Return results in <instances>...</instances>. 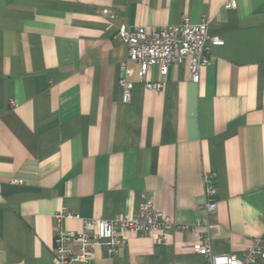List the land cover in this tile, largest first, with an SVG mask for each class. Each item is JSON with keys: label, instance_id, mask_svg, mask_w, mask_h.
Segmentation results:
<instances>
[{"label": "crops", "instance_id": "0c3cea01", "mask_svg": "<svg viewBox=\"0 0 264 264\" xmlns=\"http://www.w3.org/2000/svg\"><path fill=\"white\" fill-rule=\"evenodd\" d=\"M227 1L0 0V264H54L60 207L110 218L136 213L145 194L195 226L205 172L215 174L212 251L241 257L264 245V0ZM184 16H207L223 44L210 47L199 82L183 61L164 77L148 68L145 80L162 87L147 88L119 26ZM119 78L131 83L127 102ZM199 230L173 229L166 241L126 231L117 253L96 247L71 264H197Z\"/></svg>", "mask_w": 264, "mask_h": 264}, {"label": "built area", "instance_id": "2783aa9c", "mask_svg": "<svg viewBox=\"0 0 264 264\" xmlns=\"http://www.w3.org/2000/svg\"><path fill=\"white\" fill-rule=\"evenodd\" d=\"M236 6V0L225 2V8ZM109 18L113 12L104 10ZM118 38L127 47L126 61H133L138 66V75L147 88L160 90L162 81H146L145 75L151 66H158L161 77L167 74L171 64L188 61L190 80L197 83L201 68L210 62V47L223 44L218 36L208 34V18L202 16L199 22H191L184 16L180 22L163 26H135L132 29L124 25L117 30ZM124 67V63H122ZM118 86L122 91L121 99L127 102L131 94V83L119 78ZM11 105L14 100H9ZM203 216L197 218L195 226L200 227L198 240L193 249L202 257L197 264H264V245L255 240L245 248L241 257L232 253L216 254L211 249L210 226L211 216L216 210L215 174L205 172L202 176ZM78 219L81 223L79 232L67 231L64 222ZM54 227V264H71L86 262L96 247H102L107 254L117 253L119 248L126 246L124 232L148 235L156 241H166L171 237L173 229L190 231L195 226L179 225L153 206L150 196L142 194L139 210L134 214H115L110 218H85L65 207L58 208L52 216ZM76 244L77 249L68 245Z\"/></svg>", "mask_w": 264, "mask_h": 264}]
</instances>
